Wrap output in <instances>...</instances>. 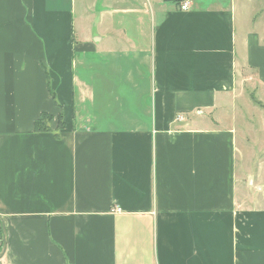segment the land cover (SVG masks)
I'll return each instance as SVG.
<instances>
[{
	"label": "crops",
	"instance_id": "0c3cea01",
	"mask_svg": "<svg viewBox=\"0 0 264 264\" xmlns=\"http://www.w3.org/2000/svg\"><path fill=\"white\" fill-rule=\"evenodd\" d=\"M246 70L264 0H0V264H264Z\"/></svg>",
	"mask_w": 264,
	"mask_h": 264
},
{
	"label": "rangeland",
	"instance_id": "374dc122",
	"mask_svg": "<svg viewBox=\"0 0 264 264\" xmlns=\"http://www.w3.org/2000/svg\"><path fill=\"white\" fill-rule=\"evenodd\" d=\"M238 80V88L243 95V113H239L240 121L236 125L239 181L245 187L244 198H259L264 207V91L248 70L239 74Z\"/></svg>",
	"mask_w": 264,
	"mask_h": 264
},
{
	"label": "trees",
	"instance_id": "16d2710c",
	"mask_svg": "<svg viewBox=\"0 0 264 264\" xmlns=\"http://www.w3.org/2000/svg\"><path fill=\"white\" fill-rule=\"evenodd\" d=\"M54 118L52 116H49L47 114H43L41 118L36 122L35 128L37 132H47L51 130L50 124L53 122ZM64 128V122H63V116L61 115L59 117V124H58V131L63 130Z\"/></svg>",
	"mask_w": 264,
	"mask_h": 264
},
{
	"label": "water",
	"instance_id": "95a60500",
	"mask_svg": "<svg viewBox=\"0 0 264 264\" xmlns=\"http://www.w3.org/2000/svg\"><path fill=\"white\" fill-rule=\"evenodd\" d=\"M6 242H7V235H6V231L3 229V247H2V250L0 252V258L4 255V252L6 249Z\"/></svg>",
	"mask_w": 264,
	"mask_h": 264
},
{
	"label": "built area",
	"instance_id": "2783aa9c",
	"mask_svg": "<svg viewBox=\"0 0 264 264\" xmlns=\"http://www.w3.org/2000/svg\"><path fill=\"white\" fill-rule=\"evenodd\" d=\"M187 7H188V4H187V3H185V4L182 6V9H183V10H186V9H187Z\"/></svg>",
	"mask_w": 264,
	"mask_h": 264
}]
</instances>
